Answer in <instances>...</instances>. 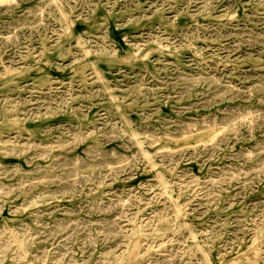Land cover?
<instances>
[{
  "label": "rangeland",
  "instance_id": "374dc122",
  "mask_svg": "<svg viewBox=\"0 0 264 264\" xmlns=\"http://www.w3.org/2000/svg\"><path fill=\"white\" fill-rule=\"evenodd\" d=\"M0 264H264V0H0Z\"/></svg>",
  "mask_w": 264,
  "mask_h": 264
}]
</instances>
